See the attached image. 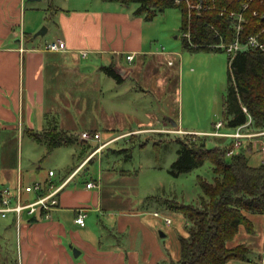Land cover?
<instances>
[{
    "label": "rangeland",
    "instance_id": "rangeland-1",
    "mask_svg": "<svg viewBox=\"0 0 264 264\" xmlns=\"http://www.w3.org/2000/svg\"><path fill=\"white\" fill-rule=\"evenodd\" d=\"M51 2L52 0H23L22 15L26 13V20L29 15H36L37 20H43L38 29L47 27L51 24ZM62 2L67 4L63 0ZM130 7L135 5L131 4ZM181 19L180 8L170 6L157 11L153 19L147 21L151 25L148 44L152 52L171 53L166 54L170 58L147 56L145 66L133 69V75H129L122 84H116L100 68L93 69L91 63L86 68L87 74L84 77L77 70L67 68L57 67V70L51 71L52 75H56L54 79H47V102L51 97L52 100L54 98L51 101L52 116L49 117L52 125L56 122L62 130L76 134L77 142L81 141L77 132L84 130L94 132L95 128H99L107 137L110 130H106V126L114 128L111 131L114 135L125 129L162 126L163 120V125L168 129L174 123L183 129H214L215 121L222 119L221 92L227 79V53L183 48ZM20 24L23 27V18ZM50 26V31H53V25ZM166 58L171 62L168 63ZM122 64L125 67L130 65L126 62ZM48 72L50 73L49 70ZM128 86H133L134 90H124ZM142 88L150 93L146 91L143 94ZM33 120L34 128L38 129L41 124L40 115L34 116ZM25 128V125L16 124L14 128L1 133L5 136V142L2 145L0 143V154H7L6 162L15 161L16 165L17 161L19 171L29 183L43 178L48 169L53 170L54 178H57L73 167L74 162H78L77 155L81 153L80 157L83 159L90 152L89 147L98 145V142L90 141L80 150V145L74 143L69 147H56L46 154L45 144L29 138ZM99 133L101 142L108 143L100 149L99 154L97 152L89 162L82 165L84 167H81L80 173L66 188L73 187L76 182L77 186H84L87 180L97 182L98 185L100 183L103 207L110 206L113 214L105 213L100 217L101 212L90 213L86 221L100 236L115 237L124 247H139L143 252L142 264H160L178 259V235L187 234L184 228L187 222L182 213L168 207L166 200L178 204H198L202 191L196 184V177L202 175L211 180L210 165L205 162L178 176L168 173L171 162L176 158L177 144L174 139L181 136V132H133L134 135L128 133L119 139L107 141ZM226 140L227 138L221 141L216 136H208L206 145L212 147ZM244 148L248 163L259 164L257 150ZM127 169L136 170L137 174L110 179L113 172L125 174L121 172ZM25 195L27 194L23 193L22 196ZM124 212H141L142 216L127 218L123 216ZM153 212H158L159 215L156 216ZM247 214L262 217L260 213ZM112 217L116 218L115 228L105 229L103 224L108 227V218ZM164 217L170 218V222L166 223ZM139 219L146 224L137 222ZM254 221L257 227V220ZM4 222L6 220L0 217V223ZM126 224L129 229L124 232L122 229ZM240 227L242 233L244 226ZM239 238L240 234H237L234 241L240 242ZM227 243L230 245V242ZM12 244L9 242L8 245H3V252L13 259L16 251ZM144 249L152 253L151 260L144 259ZM160 253H165L166 256L161 259Z\"/></svg>",
    "mask_w": 264,
    "mask_h": 264
},
{
    "label": "crops",
    "instance_id": "crops-1",
    "mask_svg": "<svg viewBox=\"0 0 264 264\" xmlns=\"http://www.w3.org/2000/svg\"><path fill=\"white\" fill-rule=\"evenodd\" d=\"M22 1L0 0L1 145L5 142V136L1 133L14 128L16 124L17 126L25 125L35 130L48 128L52 125L49 117L52 116L53 104L51 101H54V98L52 100L51 97L47 102V79L55 78L56 75H52L51 71L57 70V67L58 69L60 67L77 70L84 77L90 63L94 67L93 69L98 70L101 65L112 62L118 70L129 77V75H133V69L145 66L147 56L165 58V56L168 57L166 54H171L162 51L152 52L148 44V32L151 25L142 16L133 14L135 7H130V5L102 0H63L67 3L63 4L62 0H52L49 7L51 24L47 26L44 35L34 36L33 33L37 31L43 20H37L36 15H29L26 20V13L22 15L21 12ZM22 18L23 27L20 24ZM50 25H53V31H50ZM27 34H30V37ZM56 38H62L65 41V50H46L45 45ZM82 52H85L86 55L82 56ZM126 55H133V58L127 60ZM135 60L136 62H134ZM123 62L130 65L125 67ZM170 62L171 60L168 59V63ZM225 87L226 83L222 88L221 98L225 93ZM132 89L134 90L133 86L124 88L126 91ZM141 90L143 94L149 91L143 88ZM38 115H40L41 124L36 129L33 119ZM163 122L164 120L162 126H141L135 129H125L114 135L111 132L114 131V128L106 126V130H110L107 134H112L107 137L99 128H95L94 131L101 132L104 141L116 140L128 133L151 130L197 134L213 131V129L198 127L183 129L175 126L176 123L173 124L174 126H169L168 129L163 125ZM58 125L60 126V124ZM219 130L231 131L224 125ZM230 140L227 138L225 143ZM5 154H0V188L7 186L13 190L18 183L28 184L29 182L25 181V176L18 169V162L16 161V165L15 161L6 162L7 154ZM87 156L83 159L79 157L78 162L73 163V167L67 169L57 178H54V172L52 179L56 181L65 179L88 161H85ZM49 170L51 169L47 170L43 178L35 180H40L45 184L50 178ZM79 173L80 171L72 179ZM118 176L127 175L113 172L110 179ZM87 181L84 186L79 187L76 182L73 187L62 189L58 194V205L48 213L43 214L41 211H37L32 216L24 213L18 231L15 229L11 215L3 218L6 222L0 223V264H142L143 252L139 247H124L117 239H114L115 237L100 236L86 221L90 217V213L101 212L100 217L105 213L113 214L110 206L103 207L100 183L97 187L87 188ZM35 196V193H29L22 199L29 201ZM80 208H84L86 214L82 226L74 222ZM122 214L127 218L136 216L141 218L142 216L141 212H124ZM246 216L252 223L253 231L246 232L243 227V232L240 233V226H243L240 225L234 237L227 241L230 242V245L227 246L244 244L248 253L245 259H231L227 264H264L261 260L264 253V216L255 217V215L247 213ZM254 219L257 220V227ZM108 220L109 226L106 227L104 224L103 226L105 229L113 230L116 226V218L112 217ZM137 222L142 225L146 224L141 219ZM128 229L129 226L126 224L122 230L125 232ZM237 234H240V242L234 241ZM9 242L13 243V248L16 251L13 259L6 255L8 253L3 252V245L6 246ZM155 246L158 248L156 244ZM73 249L79 251L78 255L73 254ZM144 251L146 253L144 259L151 260L152 253L149 250L144 249ZM158 251H160L159 248ZM165 256V253L159 255L160 258Z\"/></svg>",
    "mask_w": 264,
    "mask_h": 264
},
{
    "label": "trees",
    "instance_id": "trees-1",
    "mask_svg": "<svg viewBox=\"0 0 264 264\" xmlns=\"http://www.w3.org/2000/svg\"><path fill=\"white\" fill-rule=\"evenodd\" d=\"M102 1L134 4L133 14L142 16L145 21L152 20L157 11L166 7H179L181 30L189 31L191 42L182 36V47L190 51H223L213 44L234 39L236 19L230 16V12L242 11L243 21L238 33L240 41L244 42L248 36L256 35L264 44V3L260 0H204L200 12L192 11L190 16L186 7L176 4L174 0ZM244 2L247 7L242 10ZM27 35L30 37V34ZM228 60L227 55V79L222 98L223 125L233 129L244 124L247 115L241 109L243 105L251 117L244 130H264V50L247 47L237 51L230 62ZM99 68L116 83H122L127 78L112 62ZM25 133L29 138L44 143L46 154L56 147L74 143H78L80 150H83V146L88 143L82 139L77 142L76 134L58 128L55 123L41 130L26 127ZM208 136L213 135L186 132L174 139L177 144L176 158L171 162L168 173L178 176L207 162L211 180L197 175L196 184L202 195L196 205L166 200L168 207L182 213L187 222L184 226L187 234L178 235L179 257L168 264H227L231 259H245L247 247L244 244L228 247L227 241L234 237L240 225L247 232L253 231L246 213L264 216V165H250L244 147L227 156L231 140L207 147ZM216 137L221 141L227 138ZM96 147H89L90 152ZM121 173L129 176L137 174V171L127 169Z\"/></svg>",
    "mask_w": 264,
    "mask_h": 264
},
{
    "label": "built area",
    "instance_id": "built-area-1",
    "mask_svg": "<svg viewBox=\"0 0 264 264\" xmlns=\"http://www.w3.org/2000/svg\"><path fill=\"white\" fill-rule=\"evenodd\" d=\"M204 0H174L176 4L184 5L188 11V16L192 11L199 13ZM264 3V0H260ZM247 7V3L242 4V10ZM223 11H221L222 13ZM230 16L236 19L235 23V37L230 42H223L213 44V46L220 47L223 51L229 56L228 62L231 61L235 53L239 50L246 49L247 47H254L264 50V44L257 39L256 35H250L244 42H241L238 33L241 29V22L243 21L242 11L240 12H230ZM263 16V15H262ZM183 37H186L188 42H190V35L188 30H184L182 33ZM66 45L65 41L62 38H56L53 41L48 42L45 45V49L49 51H63L65 50ZM86 53L82 52V56H85ZM133 55H126L127 60H131ZM242 111L246 113L247 120L244 124L238 125L237 127L231 129V131H220L219 129L223 126L222 120L216 121L214 123V129L211 132L203 133L213 136H223L231 139L230 146L227 150V155H232L236 150L241 147H246L249 149H256L259 154V163L264 165V130L258 131H246V127L251 121V117L248 114V111L245 106L242 105ZM80 139L90 142H98L97 147L86 157L85 161L89 160L93 155L100 151V149L108 143L101 142V135L98 131H81L79 133ZM248 149V150H249ZM83 164V163H82ZM81 164V165H82ZM81 167H79L80 169ZM78 169V170H79ZM78 170L73 171L65 179L56 181L52 179L54 175L53 170L48 171L49 179L44 184L40 180H34L28 184L18 183L17 186L12 190L10 187H1L0 188V217L5 218L8 215H11L13 223L15 225L16 231L19 230L20 223L22 220L23 214L33 215L37 211H41L43 214L48 213L52 208L58 205V194L64 189L69 182L72 180V177L75 176ZM98 183L94 181H88L86 183L87 188L97 187ZM23 193H35L36 196L29 200L24 201ZM154 215L158 216V212H153ZM85 209L80 208L77 211V215L74 218V222L79 225H84L85 218ZM166 223L170 222V218H163ZM262 262L264 263V253L262 255Z\"/></svg>",
    "mask_w": 264,
    "mask_h": 264
},
{
    "label": "water",
    "instance_id": "water-1",
    "mask_svg": "<svg viewBox=\"0 0 264 264\" xmlns=\"http://www.w3.org/2000/svg\"><path fill=\"white\" fill-rule=\"evenodd\" d=\"M262 18L264 19V14L262 16ZM47 31V27L46 26H42L40 29H38L35 33H34V36H42L46 33ZM78 250L76 249H73V254L76 256L78 255Z\"/></svg>",
    "mask_w": 264,
    "mask_h": 264
}]
</instances>
